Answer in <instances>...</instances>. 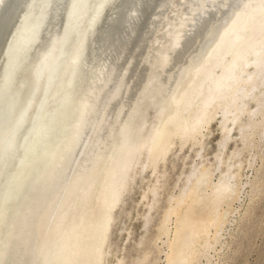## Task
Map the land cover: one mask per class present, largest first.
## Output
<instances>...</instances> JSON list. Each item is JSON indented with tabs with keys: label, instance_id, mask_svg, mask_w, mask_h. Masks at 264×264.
Wrapping results in <instances>:
<instances>
[{
	"label": "bare ground",
	"instance_id": "1",
	"mask_svg": "<svg viewBox=\"0 0 264 264\" xmlns=\"http://www.w3.org/2000/svg\"><path fill=\"white\" fill-rule=\"evenodd\" d=\"M0 76V213L28 181L0 264H106L113 211L135 176H152L146 225L169 151L203 158L216 121L215 162L177 176L157 227L163 264L209 262L243 187L222 157L232 129L243 148L264 137V0H0Z\"/></svg>",
	"mask_w": 264,
	"mask_h": 264
},
{
	"label": "rangeland",
	"instance_id": "2",
	"mask_svg": "<svg viewBox=\"0 0 264 264\" xmlns=\"http://www.w3.org/2000/svg\"><path fill=\"white\" fill-rule=\"evenodd\" d=\"M96 42L88 50V58L93 54V45L99 43ZM90 50L91 55H89ZM152 112V109L148 110V117L152 116ZM203 132L200 149L203 158L194 157L192 149L187 147L182 151L173 147L169 151L164 166L159 168L160 171L165 172L162 179L163 186L159 191L156 206L149 212L150 223L146 225L143 216L146 207L142 192L151 182L152 176H149L148 170L135 176L134 182L128 187L129 190L127 189L123 194V199L121 198L113 211L114 220L107 239L109 246L107 245L106 264H116L118 260H121L122 264H135L143 255H146L145 264L164 263V252L159 250L164 236L158 235L157 227L166 206V198L176 192L175 183L180 184L183 180L181 176V180L178 181L177 176L181 172H188L189 165L195 162L206 166L215 162L214 155L221 138L218 123L212 121ZM232 133L234 134L227 142L222 157L225 164L234 162L239 167L236 170L239 177L237 179L243 183V187L238 199H233L230 203V209L226 214L227 221L219 231L218 242H214L213 248L208 251L209 262L205 263L204 258L201 262L203 264H264V137L260 140L254 135L255 141L253 140V144L251 143L248 149L243 148L239 134L234 128ZM234 151H237L238 155L231 158L230 155ZM216 173L217 171L212 175L213 181L216 179Z\"/></svg>",
	"mask_w": 264,
	"mask_h": 264
},
{
	"label": "water",
	"instance_id": "3",
	"mask_svg": "<svg viewBox=\"0 0 264 264\" xmlns=\"http://www.w3.org/2000/svg\"><path fill=\"white\" fill-rule=\"evenodd\" d=\"M101 14L102 13L99 14V22H100V19H101ZM42 28H43V24H42ZM91 31H92V33H91V35H89V39H91L93 37L94 32H95V28H94V30L92 29ZM76 74L77 75L75 77V83L78 81V75H79L78 71H77ZM8 76H9V74H8ZM9 78L10 77L7 78V75H6L4 80H3V84H4V87H5L4 89H6V85H9V83H8L9 82ZM1 79H3V76H0V80ZM1 82H2V80H1ZM73 96H74V92H72V94L70 96V100H68L67 104H65L66 106L68 105V103H70V101H72ZM6 98H7V92H5V90H4V92H2V95L0 96V101H2V99L5 100ZM14 101H15V98H14ZM14 101L12 103H14ZM56 120H57V118L55 119L54 123L56 122ZM53 127L54 126H52V129H53ZM51 134H52V132L50 131L49 132V138L47 140L46 146H48V142H49L50 137L52 139V135ZM40 162H41L40 156L37 155L32 167L27 172V177H28V173L29 174L31 173V175H33L36 172L37 168L39 167ZM23 165H24V163H23ZM27 182H28L27 180L22 181L20 183L19 187L16 190H14V192H12V196L11 197H7V196L11 195L10 193H8L6 198L4 197V200L2 201V205H3L2 212L4 211V206H5V212L4 213L1 212L2 214L0 213V225H1L0 233H3L5 228H7V226H8V230H9V228H11V226H9V224L16 222L14 219H15L17 213L13 211V208L15 206V202L17 204V202L19 201V199H20L21 195L23 194V192L25 193V189L28 186ZM10 184H11V182H10Z\"/></svg>",
	"mask_w": 264,
	"mask_h": 264
}]
</instances>
